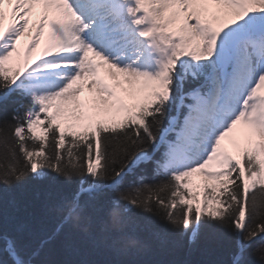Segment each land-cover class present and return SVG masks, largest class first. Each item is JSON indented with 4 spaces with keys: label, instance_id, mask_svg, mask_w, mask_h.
<instances>
[{
    "label": "snow or ice",
    "instance_id": "obj_1",
    "mask_svg": "<svg viewBox=\"0 0 264 264\" xmlns=\"http://www.w3.org/2000/svg\"><path fill=\"white\" fill-rule=\"evenodd\" d=\"M50 173L70 191L40 248L68 228L118 254L222 228L227 264H264V0H0V185ZM0 246L4 264L39 251Z\"/></svg>",
    "mask_w": 264,
    "mask_h": 264
},
{
    "label": "trees",
    "instance_id": "obj_2",
    "mask_svg": "<svg viewBox=\"0 0 264 264\" xmlns=\"http://www.w3.org/2000/svg\"><path fill=\"white\" fill-rule=\"evenodd\" d=\"M15 106L10 102L8 111ZM71 187H75V182ZM69 191L68 182L54 173L45 179L29 178L10 188L0 185V234L17 237L28 255L39 249L32 257L33 264H77L82 260L92 264H227L235 250L234 235L222 228L203 232L191 245L187 238L174 244L172 235L167 243H161L151 231L145 230L140 235L147 247L141 252L128 254L94 247L80 232L68 228L40 248V242L52 232L59 219L54 205ZM151 219L154 230L164 227L154 217ZM248 259L251 264H257L255 256L249 255ZM8 260L7 254L0 251V264Z\"/></svg>",
    "mask_w": 264,
    "mask_h": 264
},
{
    "label": "rangeland",
    "instance_id": "obj_3",
    "mask_svg": "<svg viewBox=\"0 0 264 264\" xmlns=\"http://www.w3.org/2000/svg\"><path fill=\"white\" fill-rule=\"evenodd\" d=\"M7 23H8V20L6 19L5 25H7ZM27 40H28L27 36L22 37V39H21V49L22 50H23L25 44L27 43ZM236 135H239V133H237ZM223 145L228 151L232 152L233 154L236 153V149L233 147V145L227 139H225V141L223 142ZM203 179H205V178L202 175H200V174L195 175L193 177V185L195 186V185L201 184Z\"/></svg>",
    "mask_w": 264,
    "mask_h": 264
},
{
    "label": "bare ground",
    "instance_id": "obj_4",
    "mask_svg": "<svg viewBox=\"0 0 264 264\" xmlns=\"http://www.w3.org/2000/svg\"><path fill=\"white\" fill-rule=\"evenodd\" d=\"M5 7H6L5 9H6L7 11L10 10V6L5 5ZM35 14H36V17H37V18H36V20L34 21V23H36V22L38 21L39 14H40V9H39V8L36 9ZM33 16H34V14H33ZM33 16H32V17H33ZM25 45H26V44H25Z\"/></svg>",
    "mask_w": 264,
    "mask_h": 264
}]
</instances>
